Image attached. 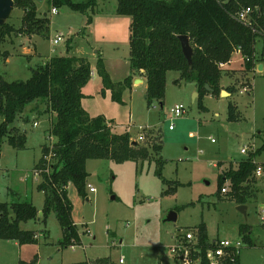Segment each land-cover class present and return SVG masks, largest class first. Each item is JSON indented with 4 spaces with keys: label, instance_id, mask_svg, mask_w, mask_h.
<instances>
[{
    "label": "rangeland",
    "instance_id": "obj_1",
    "mask_svg": "<svg viewBox=\"0 0 264 264\" xmlns=\"http://www.w3.org/2000/svg\"><path fill=\"white\" fill-rule=\"evenodd\" d=\"M34 1L38 16L50 19L48 35L46 38L34 36L32 47L24 43L25 46L18 45L13 51L10 44L15 43V46L16 38L27 37L19 30L23 10L15 8L7 23L19 31L8 38L3 47H8L12 53L18 50L19 55L6 66L5 61L0 60V76L5 81H26L33 70L59 56L84 57L95 68L101 55L114 82L123 81L129 75L131 17L117 14V0H96L86 14L66 6L52 14L55 6L49 0ZM73 1L87 3L90 0ZM89 18L91 24H88ZM58 34L63 35V41L53 45L52 39ZM27 45L35 54L32 59L20 56ZM256 51L258 56L264 55L263 38L257 40ZM241 59V55L235 54L233 63L223 68L221 84L226 89H237L232 96L222 92L215 95L207 89L209 92L200 100L199 96L195 97L199 94L197 83L181 82V75L176 71L167 73L163 107L157 100L147 99L146 86L126 90L122 97L124 104H118L112 101L110 93L104 96L96 93V82L91 84L85 93L95 96L85 104L91 103L93 111L89 110L94 116L104 115L116 128L115 133L127 132L133 142L143 136L140 145L150 150L160 144L161 137L160 158L165 163L163 178H160L156 155L146 162L88 160L87 196L80 195L72 184L68 187L72 220L81 239V244L74 248L62 247L64 232L54 211L46 221L41 219L46 197L38 189L42 180L40 172L34 170L43 156L42 147H52L55 141L49 133L55 118L52 115L40 117L31 112V107L27 108L28 121L14 124L26 133V148L15 149L6 139L1 144L0 202H30L36 206L39 219L22 223L21 228L37 232L40 243L21 247L13 241H0V264L29 262L36 255L38 264H93L98 260L119 264L122 257L123 264H180L172 256L171 247L188 234L194 236L189 242H200L197 229L203 223L210 242L217 239L243 241L241 264H264L263 209L260 207L264 204V174L256 177L253 190L257 195L245 205L246 216L238 211L240 205L235 200L219 194L220 166L227 171L230 163L235 165L247 160L264 145V71L255 68L247 72ZM140 74L135 73L134 80ZM245 87L249 88L247 93H243ZM230 102L241 112L239 123L228 121ZM177 105L185 108V114L172 122L170 110ZM2 121L0 117V125ZM248 134L253 138L246 139ZM245 147L247 153L242 154ZM259 155L255 162L264 171V151ZM46 161H51L50 157ZM89 186L95 189L94 193H90ZM224 187L229 190V183ZM171 212L177 213L176 222H166ZM244 225L251 228L253 244L245 242L240 234V227Z\"/></svg>",
    "mask_w": 264,
    "mask_h": 264
},
{
    "label": "trees",
    "instance_id": "obj_2",
    "mask_svg": "<svg viewBox=\"0 0 264 264\" xmlns=\"http://www.w3.org/2000/svg\"><path fill=\"white\" fill-rule=\"evenodd\" d=\"M15 8L23 10L21 34L46 38L50 27L48 17H39L34 0H14ZM53 8L66 6L86 14L96 4V0L76 3L73 0H49ZM251 8V22L245 25L236 20V15ZM117 14L131 17L130 24V66L132 75L121 82H114L106 69L101 55L97 59V73L102 80L101 94L111 93L113 102L124 104L123 94L132 90L134 75L144 72L147 83V99L157 100L163 107L166 95L167 73L176 71L181 82L194 81L202 100L209 91L221 93L223 68L229 64L233 55L240 53L247 72L255 70L258 62L264 64V55H257L256 43L264 39V0H117ZM89 18V23L91 24ZM13 24L0 26V60L10 57L3 52L5 41L19 31ZM188 36L193 48L192 65L188 64L179 40ZM71 46L68 47V50ZM91 66L86 58L59 56L33 70L26 81L7 82L0 76V150L6 139L8 144L18 150L26 148L27 135L14 124L28 121L27 112L37 113L40 117L54 116L50 137L55 139L51 145L42 147V158L34 171L40 172L41 183L38 189L45 194V205L41 219L46 221L54 211L64 235L63 248L81 244L77 226L72 220V204L68 198V187L74 185L78 193L86 195L88 160H111L116 163L127 161H151L154 155L158 167L157 175L163 178L164 161L161 137L158 145L150 150L140 143H133L129 133H115L112 124L103 115L91 117L82 106L86 98L82 93L91 81ZM209 87V91L206 87ZM231 95L237 93L235 87H228ZM203 109L204 107L200 105ZM26 117V118H25ZM241 112L234 103L228 106V121L239 123ZM116 129V128H115ZM264 145L219 176V194L228 182L230 189L225 194L239 205H246L256 198L253 184L257 182L255 162ZM50 157L51 161L46 160ZM39 219V210L30 202H0V241L17 242L20 246L39 245L37 232L23 230L22 223ZM201 250V264H209L206 251L209 248L208 232L205 223L198 229ZM251 228L241 226L240 234L245 242L253 244ZM98 260L93 264H106ZM35 256L30 262L37 264ZM72 264H89L79 262ZM225 264H241L240 256Z\"/></svg>",
    "mask_w": 264,
    "mask_h": 264
},
{
    "label": "built area",
    "instance_id": "obj_3",
    "mask_svg": "<svg viewBox=\"0 0 264 264\" xmlns=\"http://www.w3.org/2000/svg\"><path fill=\"white\" fill-rule=\"evenodd\" d=\"M219 1V0H218ZM251 8L244 9L240 13L236 15V20L240 23H243L245 25H249L251 22L250 15L252 13ZM52 14H57L58 10L57 8H52L51 11ZM63 41V35L58 34L55 38L52 39L53 45H58L60 42ZM239 53V52H237ZM236 54V53H235ZM240 54V53H239ZM243 61V59H241ZM226 65H221V68H224ZM248 87H245L243 89L244 92H248ZM171 113V121L173 122L175 119L180 118L182 115L185 114V108L182 105H177L174 108L170 110ZM35 126L38 124L35 123ZM170 130L173 129V126L171 125L169 127ZM138 142H143L144 137L139 136L137 138ZM212 142H215L212 140ZM242 154L247 153L246 147L241 150ZM264 174V171L262 168H258L255 172L256 177H261ZM90 193H94L95 189L89 186ZM228 188H225L222 190L223 194L228 193ZM262 216H261V223L264 226V204L262 206ZM187 237V239H186ZM194 239V236L191 234H188L185 236V239H179L173 247H171V254L172 256L176 257L180 264H201L202 258H201V250L198 248L199 242L191 243L189 241H192ZM196 239V237H195ZM189 240V241H188ZM209 248L206 251V258L209 264H225V261L233 260L234 256H240V252L243 247V241H236L232 242L230 240H223V239H217L215 241L209 242ZM75 246H72L71 248H74ZM124 263V257H122L119 261V264Z\"/></svg>",
    "mask_w": 264,
    "mask_h": 264
},
{
    "label": "crops",
    "instance_id": "obj_4",
    "mask_svg": "<svg viewBox=\"0 0 264 264\" xmlns=\"http://www.w3.org/2000/svg\"><path fill=\"white\" fill-rule=\"evenodd\" d=\"M131 24V23H130ZM33 37L34 36H27V37H25V38H22V36H21V39L20 38H16V45L14 46V44L15 43H13L12 45L10 44V48L13 50V51H15L16 49H17V46L19 45H22V46H25V44L24 43H29V44H31L30 46L32 47V45H33V42H32V39H33ZM130 41V40H129ZM14 46V47H13ZM28 46V45H27ZM7 48L8 47H3L2 48V51L3 52H6V51H8L9 53H10V57L4 62V65L6 66L7 64H9V62L11 61V59L12 58H14L16 55H19V54H17L18 53V50L16 51V53L15 52H11V49L9 50H7ZM35 48H36V46H35ZM36 50H37V48H36ZM38 53V52H37ZM236 54H239V53H236ZM235 55V54H234ZM240 55V54H239ZM20 56H30L31 57V59L35 56V54H33V52H32V49L31 48H29V46H28V48H24V52L22 53V54H20ZM80 58H84V57H80ZM96 58H97V56H96ZM87 59V58H86ZM89 60V59H88ZM89 62H90V60H89ZM97 63V62H96ZM233 63V61H231L229 64H226V66L225 67H227L228 65H230V64H232ZM97 65V64H96ZM260 65H263V71H264V64L263 63H261V62H259V63H257V65H256V70H259V67H260ZM90 66H91V72H92V74H91V76H92V78H91V81L88 83V85L86 86V87H84L83 88V90H82V93L84 94V96L86 97L83 101H82V106H83V108L85 109V111L88 113V115L89 116H91V117H97V116H94L95 115V113H93V112H91L90 110H89V108H91L92 109V106H91V103H88V106L85 104V102L86 101H90L91 99H92V97H94L95 96V94H91L90 96H89V94L87 95L86 93H85V91L86 90H88V88L91 86V84H93V82H96L97 84H98V87H97V90H96V93H98V94H101V91H102V88H103V85H102V80H101V78L99 77V75H98V73H97V68L95 67V68H93L92 67V63L90 62ZM224 67V68H225ZM255 71V70H254ZM262 71V72H263ZM259 72H261V71H259ZM144 74V72L142 71L141 72V74L140 75H138L137 77H135V80H134V83H133V88H136V87H140V86H146V90H147V83H146V78H145V76L143 75ZM130 75H132V71L130 70V73H129V75L128 76H130ZM127 76V77H128ZM31 77V76H30ZM125 79V78H124ZM123 79V80H124ZM248 82H249V80H247ZM115 82H121V80L120 81H115ZM220 87H221V92L222 91H226L227 92V89L225 88V86H223L221 83H220ZM108 93H110V92H107L106 94H108ZM228 93V92H227ZM111 94V93H110ZM97 95V94H96ZM102 95V94H101ZM198 96H199V94H198ZM197 96V97H198ZM229 96H232L230 93H229ZM92 111H93V109H92ZM102 115V114H101ZM99 116V115H98ZM104 116V115H103ZM105 117V116H104ZM115 128V127H114ZM245 138L246 139H252L253 138V136L252 135H245ZM55 142V141H54ZM138 142V141H137ZM133 143H135V142H133ZM140 143V142H139ZM229 161H232V159H229ZM235 163H238V162H235ZM234 163V164H235ZM231 164V163H230ZM215 167H216V165H214ZM220 169H221V171L223 172L224 170H222V167L220 166ZM262 206H263V204H260V207L262 208ZM39 239H40V236L38 237ZM15 244H17V245H19L17 242H15ZM20 246V245H19ZM25 246H33V245H25ZM21 247H23V246H21ZM37 256V255H36ZM35 257V256H34ZM38 257V256H37ZM34 259V258H33ZM32 259V260H33ZM32 260H30V261H32ZM29 261V262H30ZM38 263H39V260H38ZM37 263V264H38Z\"/></svg>",
    "mask_w": 264,
    "mask_h": 264
},
{
    "label": "water",
    "instance_id": "obj_5",
    "mask_svg": "<svg viewBox=\"0 0 264 264\" xmlns=\"http://www.w3.org/2000/svg\"><path fill=\"white\" fill-rule=\"evenodd\" d=\"M98 1H103V0H98ZM15 10V2L14 0H0V26H3L4 24L7 23V21L10 19L12 16L13 11ZM179 40L181 42L183 54L185 58L188 61L189 65H192V59H193V48L190 43V39L188 36H180ZM259 71H263V65H260ZM209 90V87H206ZM222 94L225 96H229V93L226 91H222ZM198 94H195V97H197ZM238 211L242 213L243 215H247V207L245 205H240L238 207ZM42 215V213H41ZM178 219V215L176 212H171L167 219L166 222H176Z\"/></svg>",
    "mask_w": 264,
    "mask_h": 264
}]
</instances>
